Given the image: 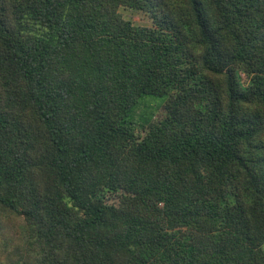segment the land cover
Returning a JSON list of instances; mask_svg holds the SVG:
<instances>
[{"label":"trees","instance_id":"1","mask_svg":"<svg viewBox=\"0 0 264 264\" xmlns=\"http://www.w3.org/2000/svg\"><path fill=\"white\" fill-rule=\"evenodd\" d=\"M0 225V264H264V0H0Z\"/></svg>","mask_w":264,"mask_h":264},{"label":"rangeland","instance_id":"2","mask_svg":"<svg viewBox=\"0 0 264 264\" xmlns=\"http://www.w3.org/2000/svg\"><path fill=\"white\" fill-rule=\"evenodd\" d=\"M119 13L123 17L124 20H127L131 22L134 26H141V27H152V19L150 18L149 14L139 11V10H132L128 8H120ZM162 100L158 98H152V97H145L144 99L140 100V103L138 105V109L132 114V123H133V128L135 131L139 134H142L143 132V127H145L148 123V121L151 119H157L160 118L161 115L163 114V110L161 108L162 105ZM12 223L14 222L13 220ZM12 226V225H11ZM13 227V226H12ZM6 228L2 227L0 225V236H4L6 233V238L9 239V237L12 235L16 237L17 239L20 238V232L16 227H13L15 231H10L8 230L6 232ZM4 236V238H5ZM0 238V242H3L5 239ZM16 238H13L12 240L9 239L10 242H13L16 240ZM6 242L7 244H11L10 242ZM19 243L20 240H17ZM16 242V243H17ZM6 249L3 246L0 245V259L5 260L9 256V252H5Z\"/></svg>","mask_w":264,"mask_h":264}]
</instances>
